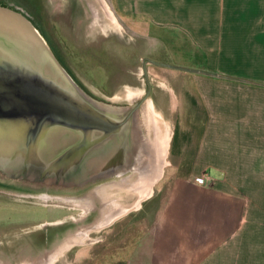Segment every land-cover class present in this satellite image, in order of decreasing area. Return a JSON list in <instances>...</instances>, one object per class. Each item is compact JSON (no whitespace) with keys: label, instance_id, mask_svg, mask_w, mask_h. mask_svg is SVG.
I'll return each instance as SVG.
<instances>
[{"label":"crops","instance_id":"0c3cea01","mask_svg":"<svg viewBox=\"0 0 264 264\" xmlns=\"http://www.w3.org/2000/svg\"><path fill=\"white\" fill-rule=\"evenodd\" d=\"M112 3L148 59L219 75L147 64L144 101L174 122L160 193L71 264H264V0Z\"/></svg>","mask_w":264,"mask_h":264},{"label":"water","instance_id":"95a60500","mask_svg":"<svg viewBox=\"0 0 264 264\" xmlns=\"http://www.w3.org/2000/svg\"><path fill=\"white\" fill-rule=\"evenodd\" d=\"M148 63L219 75L144 58L146 81ZM149 92L148 83L137 100L105 105L72 79L35 27L0 15V174L82 187L130 170L143 155L136 120Z\"/></svg>","mask_w":264,"mask_h":264},{"label":"rangeland","instance_id":"374dc122","mask_svg":"<svg viewBox=\"0 0 264 264\" xmlns=\"http://www.w3.org/2000/svg\"><path fill=\"white\" fill-rule=\"evenodd\" d=\"M104 1L115 17L114 25L102 19L101 11H98L101 18L96 21L89 7L92 2L88 0H0V15L30 23L46 40L61 66L87 94L105 105L121 106L128 99L119 96L129 92H137L140 96L145 91L142 59L152 55L148 41L120 18L113 0ZM136 84L140 86H134ZM147 102L148 111L157 115L164 130L170 127L172 132L174 122L162 119L170 116L167 106L157 99L153 105ZM111 178L82 187H65L0 174V185L3 184L0 186V264H29L47 250L66 245L67 239L78 230L90 227L99 216V211L87 212L67 202L42 199L39 194L85 196L103 184L93 185ZM160 178L150 194L154 198L160 193ZM129 195L124 193L123 197ZM140 205L141 209L145 207L143 201ZM140 214L139 210H132L125 217L133 220V216L138 218ZM98 231L92 230L90 239L74 246L92 241ZM65 248L54 264H71L73 249ZM33 257L34 260L25 261Z\"/></svg>","mask_w":264,"mask_h":264},{"label":"bare ground","instance_id":"6f19581e","mask_svg":"<svg viewBox=\"0 0 264 264\" xmlns=\"http://www.w3.org/2000/svg\"><path fill=\"white\" fill-rule=\"evenodd\" d=\"M89 1L92 2V6L89 4V7L93 11L96 21L101 18V14L98 12L101 11L102 15H104L102 18L105 19L104 21H108L112 25L115 24V17L104 0H88V3ZM133 95L136 98L139 97L137 94L131 92L122 97H127L128 103H130L135 100L133 99L135 98ZM147 101H144L141 105L136 120L143 154L137 166L109 180L107 179V181L98 182L92 187L100 184L103 185L90 190L85 196L50 195L48 193L38 195L42 199L51 201L52 199H56L76 207H83L87 212L99 211V216L90 227L78 230L77 233L67 239L69 241L66 245L52 251L47 250L46 255L43 253V256L40 258L25 259V261L35 259L29 262V264H54V261L62 255L60 253L64 251V247L69 250L74 244L90 239V232L92 230H100L112 221L114 222L121 215H126L138 208L141 202L151 194L153 185L162 177L163 167L166 164L170 127H168L167 131L164 130L157 115L151 114V111H148L150 107H148L149 102ZM124 193H129L130 197H123ZM25 263L28 264L27 262Z\"/></svg>","mask_w":264,"mask_h":264},{"label":"flooded vegetation","instance_id":"af4514ba","mask_svg":"<svg viewBox=\"0 0 264 264\" xmlns=\"http://www.w3.org/2000/svg\"><path fill=\"white\" fill-rule=\"evenodd\" d=\"M146 59H147V57H145ZM57 59V58H56ZM143 60H144V58L142 59V64H143ZM143 72V71H142ZM69 74V73H68ZM143 77H144V73H143ZM73 79V78H72ZM144 80H145V84H146V90H147V88H148V83H147V81H146V79H145V77H144ZM134 86H140V85H138V84H136V85H134ZM2 186H3V184H1ZM0 185V186H1ZM90 188H92V187H90ZM82 194H80V195H77V196H81ZM70 196V195H69ZM72 196H74V195H72ZM76 196V195H75Z\"/></svg>","mask_w":264,"mask_h":264},{"label":"trees","instance_id":"16d2710c","mask_svg":"<svg viewBox=\"0 0 264 264\" xmlns=\"http://www.w3.org/2000/svg\"><path fill=\"white\" fill-rule=\"evenodd\" d=\"M4 4V3H3ZM34 23V22H33ZM35 24V23H34Z\"/></svg>","mask_w":264,"mask_h":264}]
</instances>
